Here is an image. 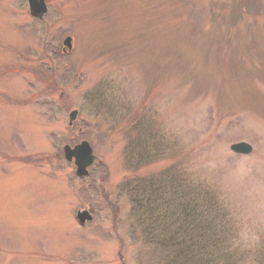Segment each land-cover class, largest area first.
<instances>
[{
	"label": "rangeland",
	"instance_id": "rangeland-1",
	"mask_svg": "<svg viewBox=\"0 0 264 264\" xmlns=\"http://www.w3.org/2000/svg\"><path fill=\"white\" fill-rule=\"evenodd\" d=\"M47 2L0 0V264H163L140 229L178 185L227 198L228 233L264 253V0ZM84 141L78 178L64 147Z\"/></svg>",
	"mask_w": 264,
	"mask_h": 264
},
{
	"label": "trees",
	"instance_id": "trees-1",
	"mask_svg": "<svg viewBox=\"0 0 264 264\" xmlns=\"http://www.w3.org/2000/svg\"><path fill=\"white\" fill-rule=\"evenodd\" d=\"M145 130L142 140L146 144V151L150 147L156 149L154 129ZM168 177L174 183L179 181L181 184L183 176ZM152 181L155 184L156 181ZM164 184L168 186L166 181ZM143 188L140 186L141 191L138 193L142 198ZM176 189L178 191L173 193V199L177 195L175 199L178 200L175 213L167 214L165 203L162 204L161 212L156 211L159 207L154 204L152 221L141 224L140 229L142 243L155 246L157 250L153 254L161 252L165 259L163 264H264V253H256L248 248L244 239L234 240L228 233L232 232L235 220L232 208L226 203L227 198L215 195V199L206 204L208 199L205 191L199 187L184 188L178 185ZM192 189H196L195 192ZM153 195V201L157 203L159 197H156V193ZM205 212L216 217L204 216ZM157 226L161 229H157ZM172 232L175 233L173 236Z\"/></svg>",
	"mask_w": 264,
	"mask_h": 264
},
{
	"label": "water",
	"instance_id": "water-1",
	"mask_svg": "<svg viewBox=\"0 0 264 264\" xmlns=\"http://www.w3.org/2000/svg\"><path fill=\"white\" fill-rule=\"evenodd\" d=\"M30 5L31 15L35 18H43L48 13V6L46 0H28ZM66 46L70 49L72 48V39L69 38L65 42ZM78 112H73L71 114L70 125H73L74 121L77 119ZM233 150L238 153L249 154L253 151V148L245 143L233 146ZM66 158L68 161H73L75 159L78 166V175L84 176L88 174V167H90L94 161L95 157L93 155V149L89 143L84 142L81 145L71 148L67 146L65 148ZM79 218L83 224L87 220H92V217L88 212H83L79 214Z\"/></svg>",
	"mask_w": 264,
	"mask_h": 264
}]
</instances>
